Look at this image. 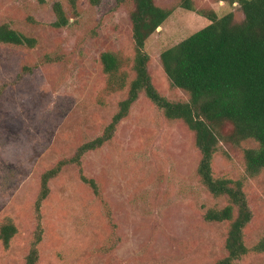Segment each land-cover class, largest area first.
<instances>
[{
    "label": "rangeland",
    "instance_id": "obj_1",
    "mask_svg": "<svg viewBox=\"0 0 264 264\" xmlns=\"http://www.w3.org/2000/svg\"><path fill=\"white\" fill-rule=\"evenodd\" d=\"M191 1L196 9L242 18L237 3ZM56 2L69 17L64 29L51 26ZM156 2L173 12L146 43L149 71L164 96L185 101L186 92L170 88L159 55L209 22L181 8L180 0ZM76 6L73 16L68 0H0V25L37 42L31 49L0 43V222L10 217L18 231L8 249L0 243V264L25 263L38 225L37 264H214L226 254L227 223L206 222L203 215L226 201L214 198L196 176L200 156L193 133L181 121L164 119L144 97L114 138L82 159V172L94 178L98 194L67 165L36 211L41 173L101 135L126 94L99 97V56L106 50L132 55V3L77 0ZM211 166L214 178L244 182L253 214L244 241L251 249L264 235V170L249 177L241 150L229 146ZM237 264H264V252L250 251Z\"/></svg>",
    "mask_w": 264,
    "mask_h": 264
},
{
    "label": "trees",
    "instance_id": "obj_2",
    "mask_svg": "<svg viewBox=\"0 0 264 264\" xmlns=\"http://www.w3.org/2000/svg\"><path fill=\"white\" fill-rule=\"evenodd\" d=\"M68 1L73 16H76L77 0ZM219 1L230 5L237 3L242 18L236 20L233 12L219 16L212 8L196 9L191 0H180L181 8L197 12L209 23L159 55L170 88L188 94L185 101H172L154 84L149 71L151 58L145 46L173 9L159 6L156 0H117L119 5L132 3L128 18L133 53L125 56L106 50L100 54L104 86L103 96L100 94L99 97L126 91L125 97L118 102L116 112L101 135L78 145L71 157L57 161L41 173L35 202L37 212L50 192V181L67 165L75 166L82 183L98 194L94 178H88L82 172V159L111 141L118 125L129 116L139 98L144 97L164 119L181 121L193 133L194 146L200 156L196 176L214 198L226 201L223 208L208 209L203 215L206 222L227 223L226 254L214 264H237L250 251L264 252V235L251 249L245 245L244 229L253 214L243 180L214 178L211 166L213 156L221 147L229 146L241 150L245 173L249 177L264 170V0ZM89 2L95 6L99 0ZM52 8L55 21L51 26L66 28L69 17L61 3H54ZM0 43L31 49L37 42L4 23L0 25ZM102 101L99 99L100 104ZM249 140L254 141L256 147L242 146ZM223 153L226 155L225 151ZM17 232L10 217L1 220L0 243L4 249L9 248ZM41 235L38 225L24 264H37Z\"/></svg>",
    "mask_w": 264,
    "mask_h": 264
}]
</instances>
